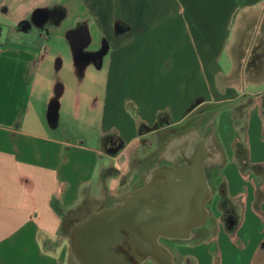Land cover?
I'll return each mask as SVG.
<instances>
[{"label": "crops", "instance_id": "crops-1", "mask_svg": "<svg viewBox=\"0 0 264 264\" xmlns=\"http://www.w3.org/2000/svg\"><path fill=\"white\" fill-rule=\"evenodd\" d=\"M263 4L0 0V264H68L76 226L146 184L127 176L134 149L186 125L206 134L204 171L217 193L190 240L171 241L173 251L160 243L170 264H202L207 251L199 257L183 249L210 246L215 263L264 264V77L246 75L252 49L264 48ZM255 58L264 74V57ZM65 64L98 111L94 129L79 138L56 132L71 100L56 80ZM84 97L75 98L77 116ZM54 100L56 126L48 120ZM111 139L119 152L107 149ZM188 147L186 157L192 140ZM166 150L169 159L184 157H169L171 144ZM212 227L208 240L192 242Z\"/></svg>", "mask_w": 264, "mask_h": 264}, {"label": "water", "instance_id": "water-1", "mask_svg": "<svg viewBox=\"0 0 264 264\" xmlns=\"http://www.w3.org/2000/svg\"><path fill=\"white\" fill-rule=\"evenodd\" d=\"M57 109L54 100L48 114L52 126L57 124ZM185 158L184 168L155 169L122 204L77 225L73 251L78 264H142L149 257L164 264L161 239L190 240L206 222L212 195L204 156Z\"/></svg>", "mask_w": 264, "mask_h": 264}, {"label": "rangeland", "instance_id": "rangeland-1", "mask_svg": "<svg viewBox=\"0 0 264 264\" xmlns=\"http://www.w3.org/2000/svg\"><path fill=\"white\" fill-rule=\"evenodd\" d=\"M262 2H264V0H262ZM264 5V4H263ZM252 17V23L256 22V20L254 19L255 15H251ZM264 19V17H263ZM255 20V21H254ZM250 21V20H249ZM247 22V21H246ZM247 24H249V22H247ZM251 29L253 31V25H251ZM259 30V29H257ZM256 30V31H257ZM237 30H236V36H237ZM253 36V35H252ZM260 45L261 43H259L258 38H256V45ZM255 47V45H254ZM254 52V53H253ZM256 51H253L252 49V56L250 58V67H248V71H246V75L248 76L249 81L253 82V81H259L260 78L264 77V74L262 72L256 73V68H254L252 61H253V57L255 58V55H257L258 53H261V57H264V48L261 49V51H258V53L255 54ZM263 54V56H262ZM229 55H226L223 59V63H225L226 61H228L229 59ZM258 58H255V62L256 64H258ZM52 67L53 69L56 66L57 63V58L55 57L52 60ZM68 64V63H67ZM65 64V67H63L59 72H58V76L56 77V80L59 79V81L61 82V84L63 85V88L65 89V93L63 94L64 100L66 99H71L69 101H66L65 104L62 106V109L60 111V124L59 127L57 129L56 132H59L60 134L67 136V135H74L75 137L79 138L82 137L83 132L84 131H91V129H94V126L96 124L95 122V117H97L98 115V111H97V106H95L93 100L94 98L91 97V92H90V96L87 95L86 91H85V87L84 83L82 82V84H79L76 80L75 77H70L69 72H68V68L69 66ZM259 65V64H258ZM262 67H264V59L262 60V63L260 65V68L262 69ZM70 70V68H69ZM55 72V70H54ZM263 75V76H262ZM55 76V74H54ZM55 86V85H54ZM85 92L84 93L82 92ZM81 93L82 96H85L84 99H82L81 101V110L79 115L77 116L74 111H75V98L77 97L78 93ZM68 105L70 106V110H68ZM193 120H191L192 122ZM198 120L195 119L196 123ZM210 133H213V130L211 129V127L209 128ZM197 134H196V133ZM202 134V131H198L196 130V128L193 127V125H186V127L184 129H181L180 131H172L171 135H169L168 137H163L162 136H153V137H149V139H145V143L142 142L140 147L134 149V151L129 155V163H130V168L127 171V176L130 178H133L135 180H137V185H142L144 183H146L147 178L150 176L151 172L155 170V168H160L163 166H174L177 167V165L179 163H183L182 158L180 157H175L174 158V162L173 159H169L166 156L167 153V145L171 144L172 142H174L175 144L178 143H183L185 141L190 142L192 140V142L195 144L196 142H201V140L206 139L204 138V136L206 134ZM214 145H216V140L214 138ZM195 146V145H194ZM241 171H246L247 169H240ZM248 171V170H247ZM246 171V172H247ZM211 177V175H210ZM207 181L209 182V179H207ZM211 188V195L212 198L215 197L217 190L216 188L213 186H210ZM213 207V202L212 200L207 204L206 208L207 210L211 213ZM225 210H228V205L227 202H224V206ZM239 208V206H235V208ZM218 212L217 210V198H214V213ZM212 215V213H211ZM208 220L212 219L210 218V215L208 217ZM213 227L211 229H209L206 233H203L201 237L194 239L192 242L193 243H200V242H204L205 240H208L210 238V236L213 234ZM177 242L174 243H169L172 251L175 247ZM180 246V245H179ZM71 248V247H70ZM205 251H207L208 257L205 262L203 261V259H201L202 264H214L215 263V259H214V247L210 246V247H204V248H200L197 251H186L183 249V252H192L195 253L197 256L201 257L203 253H205ZM69 263L68 264H77L76 259H74V254H73V249H70V255H69ZM176 263L177 264H195L193 261H189V260H179L176 258ZM215 264H218L217 262ZM231 264V262H230Z\"/></svg>", "mask_w": 264, "mask_h": 264}, {"label": "flooded vegetation", "instance_id": "flooded-vegetation-1", "mask_svg": "<svg viewBox=\"0 0 264 264\" xmlns=\"http://www.w3.org/2000/svg\"><path fill=\"white\" fill-rule=\"evenodd\" d=\"M173 144H175L174 142H172L171 143V147L173 146ZM183 144H185L184 142H183ZM195 146H194V148H193V153H195V154H197V155H199L198 153L200 152V150L202 149V144H201V142H196L195 144H194ZM107 149L109 150V151H114V150H118V149H122V145L117 141V140H115V139H111L110 141H109V143H108V147H107ZM119 150V151H120ZM118 151V152H119ZM192 153V154H193ZM200 154H202L201 152H200ZM179 157V156H178ZM180 158H182V161H183V163H179L178 165H177V167H174V166H166V167H168V168H173V169H175V170H180V169H182V168H184L185 167V165H186V158H184V157H180ZM172 162H174V159H173V161ZM163 167H165V166H163ZM160 168H162V167H160ZM160 168H155V169H160ZM146 183H147V180H146ZM145 185V184H144ZM210 202V201H209ZM208 202V203H209ZM207 203V204H208ZM207 206V205H206ZM195 233V231L193 232V234ZM171 241H176V240H167V239H161L160 240V243H162V244H164L165 246H168L169 245V243H171Z\"/></svg>", "mask_w": 264, "mask_h": 264}, {"label": "bare ground", "instance_id": "bare-ground-1", "mask_svg": "<svg viewBox=\"0 0 264 264\" xmlns=\"http://www.w3.org/2000/svg\"><path fill=\"white\" fill-rule=\"evenodd\" d=\"M188 143L189 142H187V143H185V144H183V143H178V144H173V146L171 147V150H170V156L169 157H173V154L175 155L176 153H179V155H184V157H186L187 156V154L189 153V147H188ZM187 144V145H186ZM200 152L202 153V154H200ZM200 152L198 153L201 157L202 156H204V158H206V155H205V153H204V150L203 149H201L200 150ZM209 154V153H208ZM150 178V177H149ZM161 255H162V257H163V262H164V264L166 263H168V264H170V256H169V254L167 253V251H165L162 247H161ZM172 264V263H171Z\"/></svg>", "mask_w": 264, "mask_h": 264}, {"label": "trees", "instance_id": "trees-1", "mask_svg": "<svg viewBox=\"0 0 264 264\" xmlns=\"http://www.w3.org/2000/svg\"><path fill=\"white\" fill-rule=\"evenodd\" d=\"M219 171H220L219 169H218V170H216V172H217V173H219Z\"/></svg>", "mask_w": 264, "mask_h": 264}]
</instances>
